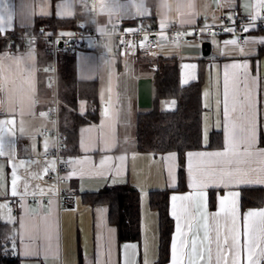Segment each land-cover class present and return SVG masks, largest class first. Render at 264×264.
<instances>
[{"label": "crops", "instance_id": "0c3cea01", "mask_svg": "<svg viewBox=\"0 0 264 264\" xmlns=\"http://www.w3.org/2000/svg\"><path fill=\"white\" fill-rule=\"evenodd\" d=\"M79 3H82V0H6L0 4V9L3 10L0 24L5 28L1 33L3 37L0 38V68L3 69L0 71V127L4 128V131L0 132V139L5 153L0 157V222L10 227L6 240L10 243L12 255L18 258V264H124L126 258L129 261L136 260L138 264H144L145 259L148 264H154L158 258L159 217L158 212L150 208L149 193L177 188L179 160L174 152L153 155L135 150L131 134L133 129L130 120L125 118L127 111L124 105L127 101L134 125L137 106L136 98L135 103L132 102V95L136 97V81L151 75L149 72L135 71L134 62L142 54L129 51L119 53L113 50H69V54L74 58L77 80L96 83L99 99L98 120L78 128L79 154L67 160L63 180L58 185L55 181L46 180V176L54 170L44 174L45 164L37 163L54 160L51 157L43 158L45 142L48 146L47 152L54 147V141L44 134L46 125L51 122L47 105L50 97L47 93L48 73L44 74L46 70L48 72L51 57L47 55V47L43 43L33 48L26 41L13 37L22 32L36 34L33 32L36 30L37 19L73 18ZM260 4L261 0H154V8L151 10L147 0H97L96 18L100 26L141 23L189 26L216 21L221 15L257 19L264 13V7ZM63 31L67 29L57 32ZM39 32L47 31L38 27L37 33ZM238 39L239 35L234 33L203 37L198 46L179 48L181 55L175 57L182 86L195 81L200 69L203 72L201 141L204 149L189 152L223 150L225 77L227 76L231 109L238 77L243 71L241 68L231 67L233 64H246L249 75L258 81V88L254 92L257 143L259 147L264 148V44L259 43L264 40V32L244 35L241 44ZM233 40L237 41L236 45L227 43ZM204 41L210 43L206 57L200 53V44ZM172 49L173 47H164L163 51ZM60 52L66 51L59 49L57 53ZM169 53L162 52L160 55L168 57ZM104 70L107 71L105 79L101 75ZM123 71H127L125 82L121 75ZM102 80L110 86V93L105 97H101L99 93ZM123 87L126 90L124 95L120 93ZM240 94L242 95V92ZM35 99L37 104L34 103ZM166 103L162 102V106ZM86 109L87 102L79 100L77 112L83 115ZM237 111L241 109L238 108ZM5 119L13 120V124L4 125ZM239 123H245L243 117ZM213 131L221 134L222 145L217 149H208L209 135ZM189 152L185 154L184 159L186 189L172 192L168 198L173 233L166 264H171V245L176 235L173 203L177 205V210L181 205L179 200L172 201L173 196H191L194 201L202 198L205 206L203 214L209 217V229H215L219 225L223 235L226 224L228 227L231 225L230 217H227L221 208V201H224V209L230 211L233 194L238 193L235 200L241 245L245 244L243 233L247 212L264 210V196L259 207L242 209L240 204V189L255 187L264 191V184L257 182L264 177V173L260 171L264 169V163L253 159L249 164L242 165L249 171L251 186L209 185L203 189L201 196L200 190L190 187L189 164L192 175H197L205 169L212 170L217 165L207 157L195 155L189 161ZM173 154L175 159L167 158ZM29 160L34 163L29 165ZM14 171L18 175L15 196L12 195ZM36 172L40 173L41 179L32 178ZM26 180L28 189L25 195L23 185ZM124 181L139 193L140 239L138 242L118 244L116 228L107 219V208L102 205L84 204L81 195L100 192L110 185ZM58 187L63 191L60 198L57 195ZM71 192L75 194L72 196V202L67 204L63 199L71 197ZM36 197L46 203H33L31 199ZM210 199L213 200L212 207H209ZM12 200H17L16 215H13L10 207ZM255 220L258 218H251L250 222ZM190 222L193 232L199 230L202 237L204 221L201 216L197 215ZM181 224L184 225V220ZM130 246H136L135 250ZM229 259L231 260V257ZM239 260L240 264H247V253L243 248Z\"/></svg>", "mask_w": 264, "mask_h": 264}, {"label": "trees", "instance_id": "16d2710c", "mask_svg": "<svg viewBox=\"0 0 264 264\" xmlns=\"http://www.w3.org/2000/svg\"><path fill=\"white\" fill-rule=\"evenodd\" d=\"M147 2L152 10L154 0ZM88 21L79 3L77 12L71 19L54 17L37 19L36 30L33 33L38 32V27H43L44 31L51 33L60 29H86ZM78 23L80 26H77ZM46 52L48 55V50ZM56 63L58 131L62 138L60 154L69 159L79 154L78 128L84 124L97 122L99 99L95 82L77 80L74 58L69 51L57 53ZM152 65L156 67L155 71H151ZM134 68L136 72L151 73L152 78V107L149 110H137L134 118L132 138L135 150L153 155L174 152L179 160L177 188L149 193L150 208L156 210L159 217L158 258L154 264H166L173 233V222L168 212V198L170 193L186 189L185 154L204 149L201 141L203 72L200 69L195 81L182 86L179 82L178 62L174 56H138ZM47 73L46 70L44 74ZM47 93L50 96V89H47ZM79 100L87 102V109L83 115L77 112ZM164 101L167 103L162 106ZM221 145V134L211 132L207 148L217 149ZM104 190V192L83 193L81 200L90 206L102 205L107 208V219L116 228L118 244L138 242L140 239L139 193L127 181L110 185ZM263 196L264 191L261 188L240 189L241 208L261 206ZM212 206L213 200L210 199L209 207ZM9 232L10 227L0 222V264H18V258L12 255L10 243L6 240Z\"/></svg>", "mask_w": 264, "mask_h": 264}, {"label": "snow or ice", "instance_id": "6c2138e0", "mask_svg": "<svg viewBox=\"0 0 264 264\" xmlns=\"http://www.w3.org/2000/svg\"><path fill=\"white\" fill-rule=\"evenodd\" d=\"M6 0H0V4L5 3ZM261 7H264V0H261ZM0 19H3V10L0 9ZM253 20L250 17L249 23ZM247 31V26L244 29ZM5 28L0 24V33H3ZM147 40V37H145ZM255 42V41H253ZM227 43L233 45L237 41L233 40ZM248 43V41H245ZM264 44V40L259 41ZM194 67V66H193ZM233 68H241L243 71L239 74L238 82L236 84V91L233 93V103L229 109V92L227 76L225 77V86L223 93V131L225 133V142L223 150L214 152H196L188 153L189 161L192 156L207 157L212 163L217 165L212 170L205 169L200 171L197 175L191 174L190 168V187L202 191L205 187L212 186H231L243 185L245 187L251 186L248 179L249 171L242 167V165L249 164L253 159H258L264 163V148L258 146L257 143V109L254 92L258 88V81L255 77H251L247 72L246 64H233ZM242 92V95L240 94ZM240 108L241 111H237ZM43 115V114H42ZM243 117L245 123H239L240 118ZM4 125H12L13 120L5 119ZM11 131V128L8 129ZM4 131L0 127V132ZM207 139L205 133V140ZM47 142H45V154L47 155ZM4 145L0 139V157H3ZM168 159H175V154L167 157ZM212 158H216L213 160ZM23 163V162H22ZM29 165L33 164L32 160L27 161ZM37 163H44V174H48L51 170H55V160L37 161ZM255 171V170H253ZM264 173V169L260 170ZM34 179H41L39 172H36ZM17 180L18 175L14 171L12 174V195L17 194ZM258 183L264 184V177ZM24 194H27L28 182H24ZM238 193L233 194L232 205L230 211L224 209V201H221V208L227 217H230V227L226 224V230L222 235L219 225L215 229H209L207 224L208 216L203 214L204 203L202 198L194 201L191 196H173V202L181 201L179 210L177 205L173 203V216L176 220V235L173 238L171 245V264H240V253L243 248L247 253V264H264V210L248 211L244 217V237L245 244L241 245L240 232L237 228V207L235 197ZM187 202V203H184ZM197 215L201 216L204 221L203 236H200L199 230L193 232L191 220ZM219 215V214H217ZM251 218H258V220L251 221ZM184 220L182 226L181 221ZM135 250L136 246H130ZM146 252V246H145ZM135 255V251L133 252ZM127 256V253H126ZM231 257V260L229 259ZM99 264V262H98ZM124 264H138V261H129L125 259ZM144 264H148L144 260Z\"/></svg>", "mask_w": 264, "mask_h": 264}, {"label": "built area", "instance_id": "2783aa9c", "mask_svg": "<svg viewBox=\"0 0 264 264\" xmlns=\"http://www.w3.org/2000/svg\"><path fill=\"white\" fill-rule=\"evenodd\" d=\"M97 0H82L81 11L88 17V27L86 29L67 30L63 32H39L30 34L22 32L13 38L26 41L27 44L35 48L39 43H43L50 55V65L48 66V75L46 77L51 95L48 100V114L54 121L55 130L53 136L55 139L54 148L44 154L43 158L49 157L56 161L55 170L46 176V180L55 181L57 185L63 180V173L66 171L68 158L60 154L61 135L58 131V97H57V68L56 56L59 49L77 50L88 49L93 52H105L113 50L119 53L132 52L149 56H161L162 52L169 53V56L181 55L180 49L183 46L199 45L201 39L207 36L237 34L239 35V43L243 42L244 35L251 33L264 32V13L261 17L253 19L249 23L248 18H230L221 15L216 21L201 22L189 26H157L148 25L146 23L130 24L117 26L108 24L100 26L96 18ZM77 26H80L78 23ZM247 26V31L245 27ZM3 35L0 33V38ZM147 37V40H145ZM164 47H173L172 50L163 51ZM171 49V48H170ZM167 55V54H166ZM156 67L152 66L151 71H155ZM35 104L38 101L35 99ZM44 134H48V130H44ZM63 191L58 187L57 195L60 198ZM64 198V202L70 204L72 196ZM33 203H46L40 197L31 199ZM13 215L17 214V200L10 202Z\"/></svg>", "mask_w": 264, "mask_h": 264}, {"label": "water", "instance_id": "95a60500", "mask_svg": "<svg viewBox=\"0 0 264 264\" xmlns=\"http://www.w3.org/2000/svg\"><path fill=\"white\" fill-rule=\"evenodd\" d=\"M210 43L202 42L200 44V53L203 57L209 54ZM136 106L140 110H149L152 107V78L141 77L136 81ZM101 190L100 192H104Z\"/></svg>", "mask_w": 264, "mask_h": 264}, {"label": "rangeland", "instance_id": "374dc122", "mask_svg": "<svg viewBox=\"0 0 264 264\" xmlns=\"http://www.w3.org/2000/svg\"><path fill=\"white\" fill-rule=\"evenodd\" d=\"M142 57H151V56H149V55H141ZM152 66H154V65H152ZM149 67H151V66H149ZM106 72L107 71H103L102 72V78H104L105 79V77L104 76H106ZM126 73H127V71L125 72V71H123L122 73H121V75H122V78H124L123 80H124V82H125V79L127 78V76H126ZM122 81V80H121ZM102 83H101V85H100V87H99V93H100V96L101 97H105L106 96V94L108 95L109 93H110V86H109V83H105V81H101ZM123 82V81H122ZM104 84V85H103ZM125 92H126V90H125V88L123 87V89L121 88L120 89V93L121 94H125ZM122 96V95H121ZM132 98L134 99H132L133 101V103H135V96L134 95H132ZM125 100H123V102H124ZM124 107H125V110L127 111V114H126V116H125V118L126 119H128V120H130V126H131V129H133V127H134V125H133V123H132V116H131V110H128V103H127V101H126V104L124 105ZM136 110H140V109H138V108H136ZM51 120V122H48V124L46 125V130H48V134H47V136L49 137V139H51L52 141H54V145H55V139H54V136H53V132H54V130H55V125H54V121L52 120V119H50ZM42 130V129H41ZM131 134H132V132H131ZM124 142H128V141H124ZM20 144V143H19ZM20 147V145H18V148ZM54 148V147H53ZM52 148V149H53ZM51 149V150H52ZM53 159V158H52Z\"/></svg>", "mask_w": 264, "mask_h": 264}, {"label": "clouds", "instance_id": "9594fccd", "mask_svg": "<svg viewBox=\"0 0 264 264\" xmlns=\"http://www.w3.org/2000/svg\"><path fill=\"white\" fill-rule=\"evenodd\" d=\"M0 71H3V69H2V68H0Z\"/></svg>", "mask_w": 264, "mask_h": 264}, {"label": "bare ground", "instance_id": "6f19581e", "mask_svg": "<svg viewBox=\"0 0 264 264\" xmlns=\"http://www.w3.org/2000/svg\"><path fill=\"white\" fill-rule=\"evenodd\" d=\"M59 108V107H58Z\"/></svg>", "mask_w": 264, "mask_h": 264}]
</instances>
